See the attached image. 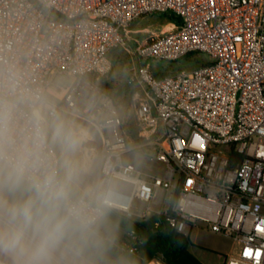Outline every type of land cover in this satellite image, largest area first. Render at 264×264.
<instances>
[{
  "label": "built area",
  "instance_id": "obj_1",
  "mask_svg": "<svg viewBox=\"0 0 264 264\" xmlns=\"http://www.w3.org/2000/svg\"><path fill=\"white\" fill-rule=\"evenodd\" d=\"M151 14L175 21L137 48L138 59L200 53L208 63L162 78L148 67L135 74L149 91L136 112L137 137L146 141L138 156L156 164L148 173L129 162L122 122L95 82L130 25ZM61 77L72 81L60 91ZM5 107L17 124L36 121L46 132L60 115L88 122L101 141L106 208L141 221L161 216L185 236L196 229L229 238L224 264H264V0H0ZM230 150L243 156L233 168ZM135 200L145 205L138 214Z\"/></svg>",
  "mask_w": 264,
  "mask_h": 264
},
{
  "label": "clouds",
  "instance_id": "obj_2",
  "mask_svg": "<svg viewBox=\"0 0 264 264\" xmlns=\"http://www.w3.org/2000/svg\"><path fill=\"white\" fill-rule=\"evenodd\" d=\"M55 135L68 150L79 144L63 126ZM47 147L38 122L19 125L11 107L0 109V256L9 264H102V198L81 190L78 168L53 160Z\"/></svg>",
  "mask_w": 264,
  "mask_h": 264
},
{
  "label": "rangeland",
  "instance_id": "obj_3",
  "mask_svg": "<svg viewBox=\"0 0 264 264\" xmlns=\"http://www.w3.org/2000/svg\"><path fill=\"white\" fill-rule=\"evenodd\" d=\"M167 18L160 14H151L141 17L134 21L129 27L128 40L125 46L112 49L107 59L110 69L107 74L100 77L95 82V86L101 91L103 96L110 98L113 102L116 115L122 122V131L127 137L128 146L131 150L129 162L137 168H145L155 171L156 164L139 157L140 153L137 146L146 141H140L137 137L138 125L136 112L138 109V99L149 94L148 89L140 87L135 78V74L141 67H148L152 76L162 78L171 76L182 70H191L208 63V58L204 54L192 53L178 61H155L140 60L136 56L139 46L149 42L154 35L160 34L163 30L171 28ZM92 80L91 76L86 78ZM72 78H56L54 86L63 90L71 85ZM83 110V107H80ZM47 129L50 132L51 142L57 147L60 163L65 161L78 168L76 176L77 186L81 190H90L92 198L100 197L103 188L99 181V171L102 166V147L101 141L96 131L90 124L82 119L60 115L55 119L47 120ZM63 126L65 130L70 129L79 140L75 150L66 149L62 140L55 135L56 129ZM87 134L90 140L84 136ZM113 185H117L114 181ZM130 189L129 185L124 186ZM145 205L139 200H135L131 212L138 214L144 209ZM134 221H141L135 215L128 217ZM103 234L106 239V248L101 257L102 264H126L121 253L126 249L132 240V235L117 227L112 221L105 217ZM189 238L193 246L189 247V253L201 264H224L226 256L232 250V240L208 231H198L194 229ZM7 259L5 256H0ZM155 264L157 261H153Z\"/></svg>",
  "mask_w": 264,
  "mask_h": 264
},
{
  "label": "trees",
  "instance_id": "obj_4",
  "mask_svg": "<svg viewBox=\"0 0 264 264\" xmlns=\"http://www.w3.org/2000/svg\"><path fill=\"white\" fill-rule=\"evenodd\" d=\"M161 15L170 23L175 21L172 14ZM47 134L50 137L48 129ZM51 144L58 154L57 147L52 142ZM242 159V155L230 150V168ZM106 217L135 238L130 239V243L121 253L126 264H149L153 261L160 264H201L189 253V247L193 246L189 236L178 233L161 216H152L144 221H134L106 208ZM130 248H133V252L129 251Z\"/></svg>",
  "mask_w": 264,
  "mask_h": 264
},
{
  "label": "bare ground",
  "instance_id": "obj_5",
  "mask_svg": "<svg viewBox=\"0 0 264 264\" xmlns=\"http://www.w3.org/2000/svg\"><path fill=\"white\" fill-rule=\"evenodd\" d=\"M84 136L87 138V140H90L89 135L87 134V132L84 134Z\"/></svg>",
  "mask_w": 264,
  "mask_h": 264
},
{
  "label": "crops",
  "instance_id": "obj_6",
  "mask_svg": "<svg viewBox=\"0 0 264 264\" xmlns=\"http://www.w3.org/2000/svg\"><path fill=\"white\" fill-rule=\"evenodd\" d=\"M169 25H171V27H172V24L171 23ZM149 264H155V263L154 262H150ZM156 264H160V263L159 262H156Z\"/></svg>",
  "mask_w": 264,
  "mask_h": 264
},
{
  "label": "snow or ice",
  "instance_id": "obj_7",
  "mask_svg": "<svg viewBox=\"0 0 264 264\" xmlns=\"http://www.w3.org/2000/svg\"><path fill=\"white\" fill-rule=\"evenodd\" d=\"M245 254H246V255H250L251 253H248V252H246ZM256 255L258 256V255H259V253H256Z\"/></svg>",
  "mask_w": 264,
  "mask_h": 264
}]
</instances>
